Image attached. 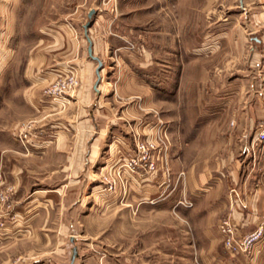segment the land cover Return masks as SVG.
<instances>
[{
    "label": "rangeland",
    "instance_id": "374dc122",
    "mask_svg": "<svg viewBox=\"0 0 264 264\" xmlns=\"http://www.w3.org/2000/svg\"><path fill=\"white\" fill-rule=\"evenodd\" d=\"M199 14L192 13V19L208 22L217 13ZM188 15L178 0H2L0 177L9 180V176L14 177L12 174L18 176L14 171L17 161L9 158V153H15L22 158L21 164L32 169L42 166V172L39 168L33 172L39 181L33 183L30 191L45 190L42 196L47 206L39 205L27 215L44 210L40 218L30 219L24 227L19 225L28 231L33 228L35 235L27 231L19 235L15 250L9 245L15 239L10 235L14 230L1 236L0 264H70L73 249L74 264H127L126 259H136L138 249H145L140 255L150 263L179 264L170 260L188 237L178 225H184V221L174 218V203L181 195L175 175L170 172L164 179L173 189L159 200H154L156 190L151 186L145 197L137 199L138 189H130L129 195L135 201H150L139 209L140 203L120 201L122 191L116 195L105 191L101 181L105 174H115L112 166L138 140H154L161 173L178 152L173 151L175 141L168 130L174 99H170L172 93L167 85H158L168 79L163 72L169 62L168 37L184 39ZM111 16L116 23V38L110 36L109 44H103L102 50H93L92 39L98 32L95 23L98 20L102 27L103 19ZM62 24L81 44L80 50L76 49L77 57L83 60L79 63H87L94 71L95 90L90 91L91 101L86 108L78 105L82 99L78 92L80 77L73 69L78 60L63 58L60 53L64 45L58 46L52 38L56 26ZM100 32L105 36L104 29ZM192 39L188 41L194 43ZM186 45L181 42V49ZM89 47L94 59L89 56ZM175 49L173 52L180 50ZM120 69L143 74L153 95L149 104L136 98L137 86L134 89L128 83L119 85ZM158 71L160 76L155 75H159ZM68 74L74 75L79 85L72 97L55 102L57 107L42 103L45 99L41 103L37 100L44 97L47 87ZM47 104L51 107L46 108ZM22 127L27 129L26 135L21 132ZM35 143L44 149L25 150V145ZM9 169L12 174L8 176ZM131 180L130 183H138ZM178 254L183 264L188 253Z\"/></svg>",
    "mask_w": 264,
    "mask_h": 264
},
{
    "label": "crops",
    "instance_id": "0c3cea01",
    "mask_svg": "<svg viewBox=\"0 0 264 264\" xmlns=\"http://www.w3.org/2000/svg\"><path fill=\"white\" fill-rule=\"evenodd\" d=\"M178 2L184 4L190 17L188 15L185 21L183 40L179 41L176 35L168 37L169 62L168 67L163 69L168 79L163 81V85H158H167L169 93H172L170 99H174V103L170 104L174 112L168 130L170 138L175 141L173 151L176 153L177 149L178 152L169 163V171L175 175L181 195L176 197L173 213L174 218L184 221V225H178L180 229L183 227L188 237L187 243L171 256L170 263L182 264V256L178 252H184L188 254L184 255L183 264H264V240L250 254L231 253L224 248L217 230L218 221L226 217L233 221L238 236L248 234L264 222V145L258 154L252 152L257 131L264 125V0ZM195 12L196 16L206 12L217 14L206 22L204 19H192ZM103 20L102 27L98 20L94 25L98 32L92 39L95 45L93 50H102L103 44H109L110 36L116 38L113 33L115 19L111 16ZM103 29L105 36L100 35ZM73 35L62 24L56 26L52 38L58 46L64 45L60 53L63 58L76 57L75 60H78L73 68L80 77L78 92L82 99L78 105L86 108L91 101L90 91L95 90L94 71L87 63H79L83 60L77 57L76 49L80 50L81 44ZM191 37L194 43L188 41ZM179 42L187 45L181 49ZM173 47L180 50L173 52ZM158 73L155 75L160 76ZM143 78V74L132 70L120 69L118 73L119 85L126 86L128 83L134 89L137 86L136 98H143L149 104L153 95ZM152 90L156 91L154 88ZM39 93L36 98L40 96ZM41 99L40 96L37 100ZM152 105L156 106L155 101ZM45 106L51 107L49 104ZM182 108L186 110L182 111ZM33 148L34 151L44 149ZM8 155L17 161L14 171L19 177L12 174L11 169L8 176L12 174L13 179L11 176L9 180L0 177L1 185H12L14 188L9 208L0 210V242L9 229L14 230L10 235H14L15 239L9 245L15 250L20 241L19 235H24L26 231L35 235L33 228L28 231L19 228V225L24 227L30 223V219L35 221L45 214L41 210V213L36 211L34 216H27L39 205L47 206V202L42 196L45 190L30 191L33 183L39 181L33 172L38 168L42 172L43 167L35 165L32 169L21 164L22 158L15 153ZM134 186L138 189L137 195H140L136 199L149 193V185L129 182L123 189L125 195L121 200L127 204L130 200L140 203L137 206L139 209L150 201H135L133 196L130 197L129 191L135 190ZM181 202L190 203V206ZM138 216L142 218L139 213ZM144 250L139 252L138 249L136 259H126L127 264L134 261L136 264H155L143 260L140 253Z\"/></svg>",
    "mask_w": 264,
    "mask_h": 264
},
{
    "label": "built area",
    "instance_id": "2783aa9c",
    "mask_svg": "<svg viewBox=\"0 0 264 264\" xmlns=\"http://www.w3.org/2000/svg\"><path fill=\"white\" fill-rule=\"evenodd\" d=\"M1 2L2 0H0V4ZM78 86V81L76 77H74V75L69 76L68 74L66 78H58L44 91V97H42V101L43 99L45 100L42 103L45 104V102H50L52 104H55V102H58L66 96L72 97L74 91L76 90V88H78ZM20 130L21 132H24L25 135L28 133L27 129H24V127H22ZM24 142H26V140ZM263 145L264 125L259 127L257 131V137L254 142V147L252 148L253 154H258L261 146ZM33 146L35 148L41 147V145H37L35 143L31 144L30 146L25 145V150H32L34 149ZM155 146L156 145L154 140L146 139L145 141H136L134 147L124 153L123 156L119 158L118 162L114 166H112L111 170L115 172V174H105V176L103 177L101 183L105 187V191L115 195L116 192L120 193L122 191L123 195V189L127 187L129 181L134 178L136 179V181H138L139 185L148 182L147 185L156 190L154 191L156 194L154 200H159L160 198H164L165 196H167V194L173 189V187L167 185L164 180L166 176L170 174V171L169 168H167L166 171L164 170L161 173L158 169V151L157 149H155ZM163 184L166 185L163 186ZM119 185H121V188H119ZM13 190L14 188L12 185H1L0 182V210L2 208H9V202L13 194ZM181 204L190 206V203L186 202H181ZM1 226H3V223L1 224ZM217 230L223 239L224 248L231 253L238 252L246 255L250 254L254 247L264 240V222L248 234L238 236L236 226L234 225L233 221L229 217H226L218 221Z\"/></svg>",
    "mask_w": 264,
    "mask_h": 264
},
{
    "label": "water",
    "instance_id": "95a60500",
    "mask_svg": "<svg viewBox=\"0 0 264 264\" xmlns=\"http://www.w3.org/2000/svg\"><path fill=\"white\" fill-rule=\"evenodd\" d=\"M90 43V42H89ZM88 53H89V56L94 59V57L92 56V49L91 47H89V50H88ZM99 65H100V62H98ZM75 255H76V249H73L72 251V256H71V259H70V264H74V261H75Z\"/></svg>",
    "mask_w": 264,
    "mask_h": 264
}]
</instances>
